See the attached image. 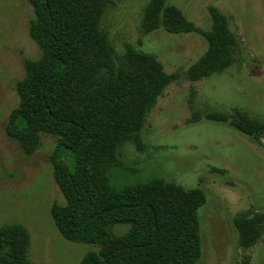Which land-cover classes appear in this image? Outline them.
<instances>
[{
  "label": "trees",
  "instance_id": "trees-1",
  "mask_svg": "<svg viewBox=\"0 0 264 264\" xmlns=\"http://www.w3.org/2000/svg\"><path fill=\"white\" fill-rule=\"evenodd\" d=\"M28 2L33 8L28 34L40 56L24 59V74L15 84L19 100L5 130L27 154L36 150L42 132L56 137L49 160L65 202H54L50 213L59 233L98 247L79 264H195L201 254L198 209L206 201L204 191L156 176L116 188L109 174L121 167L125 142L140 147L146 117L170 82L209 77L234 61L237 40L225 15L209 7L210 29L203 30L168 0H149L141 21L145 33L160 28L197 33L207 44L189 67L167 73L150 52L130 43L122 51L114 48L100 26L114 0ZM204 119L228 122L263 146L264 122L243 111L208 112ZM233 222L239 246L249 247L262 235L264 210L239 212ZM115 224L129 228L114 234ZM30 245L24 225L0 226V264H31Z\"/></svg>",
  "mask_w": 264,
  "mask_h": 264
},
{
  "label": "rangeland",
  "instance_id": "rangeland-1",
  "mask_svg": "<svg viewBox=\"0 0 264 264\" xmlns=\"http://www.w3.org/2000/svg\"><path fill=\"white\" fill-rule=\"evenodd\" d=\"M149 0H114L100 18L117 51L126 43L154 54L167 73L187 68L207 48L202 35L156 29L145 33L141 21ZM187 20L210 29L209 7L227 19L237 40L234 61L221 72L196 81L170 82L157 98L139 133L120 148L121 167L109 174L121 188L160 177L206 196L198 209L201 254L195 264H264V230L249 247L238 244L233 219L239 212L264 210L263 146L254 145L228 122L204 119L208 112L231 116L235 110L264 122V0H168ZM33 8L28 0H0V226L24 225L30 234L31 264H79L98 247L64 239L51 217L54 202L65 198L49 160L56 137L42 132L36 150L27 154L6 133L9 111L17 105L16 81L24 59L40 56L28 34ZM199 114L201 119L192 121ZM129 224L110 227L122 234Z\"/></svg>",
  "mask_w": 264,
  "mask_h": 264
}]
</instances>
